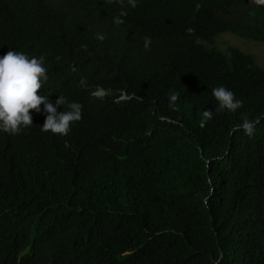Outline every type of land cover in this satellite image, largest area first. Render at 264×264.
Instances as JSON below:
<instances>
[{
  "label": "trees",
  "instance_id": "16d2710c",
  "mask_svg": "<svg viewBox=\"0 0 264 264\" xmlns=\"http://www.w3.org/2000/svg\"><path fill=\"white\" fill-rule=\"evenodd\" d=\"M226 33L264 43V4L0 0V49L44 54L38 94L83 105L66 135L35 110L0 131V264H264V59ZM218 85L243 106L219 109Z\"/></svg>",
  "mask_w": 264,
  "mask_h": 264
},
{
  "label": "clouds",
  "instance_id": "9594fccd",
  "mask_svg": "<svg viewBox=\"0 0 264 264\" xmlns=\"http://www.w3.org/2000/svg\"><path fill=\"white\" fill-rule=\"evenodd\" d=\"M259 2L264 4V0H259ZM137 3L138 0H127V4L131 7H135ZM126 15V9L122 8L120 13L113 17V22L117 25L123 24ZM187 31L191 33L194 29L190 27ZM221 36L217 37V42ZM233 36L240 39L236 35ZM96 38L103 41L106 37L104 33L97 32ZM240 40L255 43L245 39ZM151 42L152 38L150 36L146 35L143 37V47L146 50L150 48ZM196 45L203 49L211 47L210 42L206 39H198ZM1 51L5 53L0 55V131L16 134L22 128L32 125V113L30 110H35L36 113H41L42 111L47 113L41 127L42 130H50L52 133L61 135H66L71 130L74 122L83 121V105L80 102L69 101L63 94H60L55 101L50 99L46 92L38 94V90L48 80V67L44 54L39 56L29 55L27 52L19 51L15 48H6ZM84 80L85 78H82L81 82L83 83ZM212 94L218 101V108L221 110L235 112L243 106L244 101L238 98L235 92L225 85L214 87ZM105 95L106 91L102 88L92 92V96L96 98H102ZM179 96V91L174 90L170 93V101L173 102V107ZM130 98L132 96H128L123 92L119 100H128ZM41 105L43 108H41ZM61 105L63 110L58 111L57 108ZM65 105H67L66 108L64 107ZM213 115L212 109L202 110L203 119L201 120V126H204L206 121L211 119ZM255 128L254 121L244 116L233 130L242 129L246 135L251 137L255 132ZM106 159L108 161L107 157Z\"/></svg>",
  "mask_w": 264,
  "mask_h": 264
},
{
  "label": "rangeland",
  "instance_id": "374dc122",
  "mask_svg": "<svg viewBox=\"0 0 264 264\" xmlns=\"http://www.w3.org/2000/svg\"><path fill=\"white\" fill-rule=\"evenodd\" d=\"M218 43L221 48L226 50L227 48L233 46L237 47L245 52L254 54L260 59H264V43H250L244 40L237 39L231 34H224L218 39Z\"/></svg>",
  "mask_w": 264,
  "mask_h": 264
},
{
  "label": "bare ground",
  "instance_id": "6f19581e",
  "mask_svg": "<svg viewBox=\"0 0 264 264\" xmlns=\"http://www.w3.org/2000/svg\"><path fill=\"white\" fill-rule=\"evenodd\" d=\"M222 1V0H221ZM228 24V23H227ZM226 25V24H225ZM225 27V26H224ZM226 29V28H225ZM150 95V94H149ZM133 198V197H132ZM219 225V224H218ZM256 229V228H255ZM263 229V228H262ZM203 232V231H202ZM206 235V234H205ZM220 235V234H219ZM227 243V242H226ZM200 249V248H199ZM174 259V258H173ZM174 263V262H173Z\"/></svg>",
  "mask_w": 264,
  "mask_h": 264
}]
</instances>
